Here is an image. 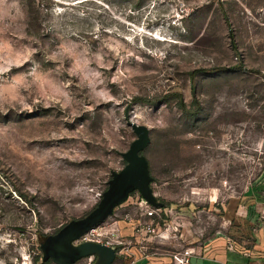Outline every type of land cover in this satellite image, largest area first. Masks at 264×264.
I'll return each mask as SVG.
<instances>
[{
  "label": "rangeland",
  "instance_id": "374dc122",
  "mask_svg": "<svg viewBox=\"0 0 264 264\" xmlns=\"http://www.w3.org/2000/svg\"><path fill=\"white\" fill-rule=\"evenodd\" d=\"M130 121L150 128L143 153L165 204L135 190L94 226L118 248L112 264L253 245L264 0H0V264H43L41 242L125 165Z\"/></svg>",
  "mask_w": 264,
  "mask_h": 264
},
{
  "label": "water",
  "instance_id": "95a60500",
  "mask_svg": "<svg viewBox=\"0 0 264 264\" xmlns=\"http://www.w3.org/2000/svg\"><path fill=\"white\" fill-rule=\"evenodd\" d=\"M137 137L130 147L121 154L126 160L119 170H112L108 187L103 191L100 201L84 216L65 223L58 231L50 233L41 242L43 261L52 260L56 264H73L78 259L95 254L92 264H112L118 250L110 243L85 240L75 244L73 241L95 225L112 215L115 208L126 201L130 193L138 190L153 206L162 207L165 202L154 192L149 160L143 150L151 141L150 128L143 123L130 121Z\"/></svg>",
  "mask_w": 264,
  "mask_h": 264
},
{
  "label": "crops",
  "instance_id": "0c3cea01",
  "mask_svg": "<svg viewBox=\"0 0 264 264\" xmlns=\"http://www.w3.org/2000/svg\"><path fill=\"white\" fill-rule=\"evenodd\" d=\"M255 238L253 245L229 241L224 246L218 245L217 242L207 245L204 251L196 248L191 264H263L264 226L255 232Z\"/></svg>",
  "mask_w": 264,
  "mask_h": 264
},
{
  "label": "built area",
  "instance_id": "2783aa9c",
  "mask_svg": "<svg viewBox=\"0 0 264 264\" xmlns=\"http://www.w3.org/2000/svg\"><path fill=\"white\" fill-rule=\"evenodd\" d=\"M97 235H99V232L98 231L96 232L95 227H92L89 231L82 234L79 238L75 239L73 242L75 244H78L85 240L100 241V238H98ZM107 243H110V241H107ZM195 253H196V248L191 246L181 251H177L173 254V262L174 264H191L192 263L191 258ZM95 258H96L95 254H90L78 259L73 264H92ZM196 264H202V263L199 262Z\"/></svg>",
  "mask_w": 264,
  "mask_h": 264
},
{
  "label": "trees",
  "instance_id": "16d2710c",
  "mask_svg": "<svg viewBox=\"0 0 264 264\" xmlns=\"http://www.w3.org/2000/svg\"><path fill=\"white\" fill-rule=\"evenodd\" d=\"M51 262V260H46V261H43L42 263L43 264H49Z\"/></svg>",
  "mask_w": 264,
  "mask_h": 264
},
{
  "label": "flooded vegetation",
  "instance_id": "af4514ba",
  "mask_svg": "<svg viewBox=\"0 0 264 264\" xmlns=\"http://www.w3.org/2000/svg\"><path fill=\"white\" fill-rule=\"evenodd\" d=\"M116 247V246H115ZM117 248V247H116ZM117 250H118V248H117Z\"/></svg>",
  "mask_w": 264,
  "mask_h": 264
}]
</instances>
